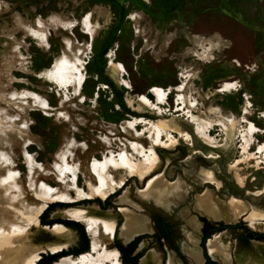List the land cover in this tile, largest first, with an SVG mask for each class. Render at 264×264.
I'll list each match as a JSON object with an SVG mask.
<instances>
[{
  "label": "rangeland",
  "instance_id": "1",
  "mask_svg": "<svg viewBox=\"0 0 264 264\" xmlns=\"http://www.w3.org/2000/svg\"><path fill=\"white\" fill-rule=\"evenodd\" d=\"M86 14L92 15L97 22L94 28L98 27L88 48L89 38L77 24ZM130 15L135 19L129 18ZM69 23H76L72 35L65 28ZM38 30L47 33L44 45L33 36ZM67 35L74 40V51L77 47L84 51L82 56L87 62L82 96L73 86L61 87L43 75L53 68L58 58L72 56L63 43ZM108 51L116 62L124 65L128 87L117 84L109 73ZM73 62L83 61L73 59ZM181 71L190 78L185 96L194 104L191 109L195 118L188 111L173 110L178 99L175 92L169 94L162 110L153 105L154 96L147 94L151 86L167 89L178 84ZM225 81L234 82L240 88L230 93L217 92ZM99 84L102 88L98 92ZM142 94L147 96L144 101L138 99ZM244 97L251 103L247 122L242 119ZM172 118L183 120L186 129L159 124ZM251 123L256 125L258 133L249 139L251 144L245 152L242 146L247 137L243 135ZM229 138L234 148L224 163L237 165L243 184L226 172L219 174V184L212 180L199 185L183 176L181 159L201 153L198 143L214 148L203 152L204 156L216 157L219 153L215 149ZM262 142L264 0H0V176L15 184L9 195L13 201L0 189V228L15 223L28 235L36 227V221L41 222L44 211L39 214L40 210H49L48 221L54 222L57 218L72 221L62 220L66 219L67 211L95 203L117 215L115 233L114 229L111 236L104 233L95 237L100 251L112 253L117 242L127 245L119 236L125 217L116 201L124 189L127 186L145 188L148 178L155 173L166 176L169 181L182 177L193 189L184 203L172 211L150 200L135 199L143 208L141 212L149 217L153 230L139 235L134 253L138 250L143 256L153 249L165 259L173 252L182 264H195L180 247L184 221L177 214L186 206L202 225L203 218L229 226L241 222L252 231L264 233V215H256L250 209L236 218L214 220L193 208L195 194H202L206 189H212L224 203L237 195L245 198L262 192L264 156L256 152L257 144ZM119 155L134 164L140 162L142 169L150 170L139 178L108 165L100 184L93 164ZM99 190L104 194H99ZM84 197L92 199L73 205L56 201L74 202ZM128 207L133 210V206ZM6 208L12 212L5 214ZM155 215L171 224L172 243L155 237L152 220ZM80 221L87 230V221ZM86 233L90 246L92 236ZM218 233L230 245L233 256L238 253L243 256L248 251L254 256L253 264H264V239L259 240L255 250L251 244L254 238L241 241L245 235L241 227H228ZM76 234L77 241L70 249L79 244L77 231ZM201 237L202 226L200 241ZM206 254L214 264H222L207 249ZM117 258L121 264L120 253ZM233 261L232 264H237L235 258ZM138 264H141L140 258Z\"/></svg>",
  "mask_w": 264,
  "mask_h": 264
},
{
  "label": "bare ground",
  "instance_id": "2",
  "mask_svg": "<svg viewBox=\"0 0 264 264\" xmlns=\"http://www.w3.org/2000/svg\"><path fill=\"white\" fill-rule=\"evenodd\" d=\"M89 17H90L89 14L85 15L84 24H85V27L89 30L91 37H93L94 25L90 23L91 21L89 20ZM134 17L135 16H133V18ZM74 25L76 24L69 23L68 26H65V28L66 27L72 28L74 27ZM33 36L42 45L47 43V33L45 32V30L34 31ZM70 52L72 56H68L66 54V56L62 58H58L55 61L53 68L48 71H44L43 74L44 76H49L51 82L57 85H60L61 87L62 86L63 87L73 86V89L75 90V92L76 93L80 92V95H81L83 85L86 81V75L83 71L85 68L84 65L86 64V61L84 60L85 58H83L82 55L79 53L80 51L76 52L71 48ZM110 56L111 58H113L112 57L113 55L111 54V52H110ZM73 59L76 61H83V62L77 64L78 62H73ZM120 69L122 71L124 70L122 64H117L116 61H112V60L110 61V66L108 68L109 73L113 76V78L119 81V83L118 82L117 83L120 84V86L125 85L126 87H128L129 85L128 82L123 81L124 78H121L122 76L120 77ZM101 88H102L101 85H98V88H97L98 92H99V89ZM154 91L158 93V100L160 102L161 101L163 102L162 92H160L158 88H154ZM146 98H147L146 95H141V97L138 99L139 100L141 99L144 101ZM186 98L187 97L184 94L178 96V99H181L182 105L186 104V101H185ZM159 101L155 102V104L153 105L159 110H162L161 106L158 105L160 103ZM192 105H193V102L190 101V106ZM177 107L178 106H176L175 108L177 109ZM187 108H189V106H187ZM183 111H188V109L184 107ZM188 112L191 113L192 118H195L194 115L192 114V111H188ZM245 113H248L246 109H245ZM246 120L247 119L244 117L243 121H246ZM128 123L132 124V120H128ZM147 123H149V121ZM159 124L162 126H168V127L176 126L175 128L179 127L178 129L180 128L186 129L185 122L183 120H180L179 118H172L167 122H160ZM151 128L152 127H150V129ZM254 132H258V131L256 129V125L251 123L249 128L245 130L244 135H243V136H246L247 138H245L246 141L244 142L242 146L243 148L242 151L248 152L247 149L249 145L251 144L249 139H252V137L254 136L253 134ZM156 139H157V136H156ZM198 146L201 149V153L200 152L196 153L194 156L190 158L186 157V158L181 159L182 168L184 171L183 176H185V178H190L192 182H196L199 185H203L204 183H212L211 182L212 180H216L219 184L220 183L218 179L219 174L222 172H226L229 176L234 177L235 180L239 182L240 184L244 183L240 178L237 165L227 166L224 163L225 159L229 157V155L232 153L233 148H234L232 138H229L222 147L215 149L219 153V155L216 157L204 156L202 154L203 152L207 153L211 150H214L213 147L208 146L203 143L201 144L198 143ZM256 152L261 153V155L264 156V142L257 144ZM144 156L146 157V155ZM142 158L143 157H141V159ZM69 160L71 159L69 158ZM139 163L134 164L124 155H119V157L116 159L112 157H107L103 161L94 163L93 170L97 174L100 184L101 182L104 181L103 175H104L105 170L108 168V165H114L115 167H119L123 169L124 172L126 173L136 175L139 178H143L150 169H142ZM165 177L162 174H159V175L157 173L152 174L150 178H148L149 180L147 181V185L145 188L138 187V186H134L133 188V186H127L124 189L123 194H120V196L116 199V201L119 203V211H121V213L125 217V221L120 225V228H119V236L124 240V244L127 243L133 237H136L138 235H143L145 233H151V231L153 230L149 217L141 212L143 208L138 203V201H135V199H139L143 201L150 200L154 204L166 210L172 211L175 206L183 204L184 201L188 198L190 191H192L193 189V185L188 183L182 177L177 178L175 181H169ZM30 180L29 182L32 184V181ZM14 187H15V184L14 182H12V180L10 181L4 178L2 179L0 176V189L3 190L5 195L9 196ZM34 188H35L34 190L36 191V187ZM133 189H135L134 196H133ZM105 191H108V190H105ZM97 192L101 195L104 194V191L102 190H99ZM55 196L54 198H56ZM8 198L11 201H13V199L10 196ZM128 206H133V210L132 209L130 210V207ZM193 208L195 210L203 212L206 215H209L214 220H223V219L228 220V219H231L232 217L236 218L238 214L246 211L247 209H250L256 215H264V189L259 194L258 193L250 194L249 196L245 198H243V196L237 195V197L235 196V198L230 199L229 202L227 203L220 201L212 189H206L202 194H195ZM6 209L7 210L5 211V214L12 212L10 209L8 208ZM134 209L136 211H139V213L136 214ZM43 210H40L39 214H41ZM189 211H190L189 207L186 206L184 207V209H182L177 214L178 217L184 221V224L181 226V233L184 239L180 247H181L182 252L187 256L189 261L195 264H203L205 262V257L202 251V247L200 245V234H201L202 222L196 217V215L190 214ZM65 217L66 219L87 221V224H86L87 231L92 236V239L90 242V249L77 256L71 257L70 255H68V256L59 258L58 260L54 261L53 264H120V261L117 258V255H119V251L117 249H114L112 253H109L106 250L100 251L98 249V243L95 241V237L101 234H104V233L106 235L111 236L113 230L115 229V225L117 224V215L110 208L103 209L99 207L97 204L91 203L88 205H82L81 207L72 208L71 210L66 212ZM1 221L4 222L3 220ZM8 223L9 221L7 222L6 225H8ZM14 224L15 223L9 224L8 228H0V264H35L38 258L41 257V253L49 252V251H50L49 253H52L58 250H62L63 248L67 249L68 247L73 245L77 241V238H78L75 230L64 225L65 223L64 224L55 223L52 225H44L41 222H39V220H37L36 227L33 228L28 235L25 232L23 234L20 228L18 226H15ZM24 235L26 236V238H24ZM260 242L261 241L259 240L251 239V244L255 250L258 249ZM41 243H43V245ZM206 249L210 254L216 255L222 264H232V262H234L233 261L234 258L237 264H253L255 260L251 252H248V251H245L243 256L239 255V253L233 256L232 254L233 252L231 251L230 245L228 243L227 244L224 243L221 233H218V234L214 233L211 237H209L206 240ZM140 263L141 264H182L175 253L171 252L167 258L163 259L160 253L153 249H149L146 251V253H144V255L140 258Z\"/></svg>",
  "mask_w": 264,
  "mask_h": 264
},
{
  "label": "trees",
  "instance_id": "3",
  "mask_svg": "<svg viewBox=\"0 0 264 264\" xmlns=\"http://www.w3.org/2000/svg\"><path fill=\"white\" fill-rule=\"evenodd\" d=\"M44 211V212H43ZM42 215H41V223L44 225H52L55 223H65L64 225L66 226H71L73 227V230H76L78 235H79V244L76 247H68L67 249L63 248L62 250H58L52 253H41V257L38 258L35 264H50L52 261H56L59 258H62L64 256L68 255H79L81 253H84L90 249L89 246V237L87 235V230H85V225L80 223L81 221H61L60 219H56L54 222L53 221H48L47 215L49 210H43ZM62 220H67V219H62ZM152 220L154 222V235L158 240L162 241H168L169 243H172L173 238H172V226L169 223V221L160 216V215H155L152 217ZM203 225H202V237L200 244H202V251L205 257V262L204 264H214V261H212L209 256L206 254V240L211 237L214 233L223 231L224 229L228 227H241L245 230V235L241 237L242 242H247L248 239L254 238L258 240H263L264 239V233H258L255 231H252L244 223H235L232 226L226 225L222 223L221 221L218 222H210L209 220L203 218ZM243 225V227H242ZM75 231V232H76ZM139 237L135 238L133 241L128 243L127 245L123 246L119 242L116 243V249L119 251L120 256H121V264H138L139 258H141V253L135 252L136 245L138 243ZM70 249V250H69ZM50 252V251H49ZM79 253V254H78ZM211 257V256H210Z\"/></svg>",
  "mask_w": 264,
  "mask_h": 264
},
{
  "label": "crops",
  "instance_id": "4",
  "mask_svg": "<svg viewBox=\"0 0 264 264\" xmlns=\"http://www.w3.org/2000/svg\"><path fill=\"white\" fill-rule=\"evenodd\" d=\"M129 18H131V19H135V17L133 18V15H130L129 16ZM84 19H85V16H83L80 20H78L77 21V24H79V25H81V31H82V33H84L85 35H87L88 36V38H89V41L86 43L87 44V48L89 47V44L91 43V40L93 39V37L95 36V34H96V32H97V29H98V27H95L94 28V31H93V37H91V34H90V32H89V30L85 27V24H84ZM89 20L91 21L90 23H92V25H95L97 22H95V21H93V19H92V15H90V17H89ZM76 24V23H75ZM99 25V24H98ZM65 26H68V24H66ZM70 27H66V30H68V32H69V34L70 35H72L73 34V27L72 28H70ZM88 30V31H87ZM138 32V31H137ZM90 34V35H89ZM70 35H67V36H64V38H63V43H64V47L66 48V50L67 51H71V48L74 50V40H73V38L70 36ZM91 39V40H90ZM76 52L77 51H80L79 53L81 54V55H83L84 54V51L80 48V47H77L76 48V50H75ZM110 51V50H109ZM109 51H108V54H107V56H108V58H109V60H108V68H109V66H110V61L112 60V61H115V59L114 58H111V56H110V53H109ZM113 51V50H112ZM83 58H84V56H82ZM117 64H121L120 62L118 63V62H116ZM86 64H87V62H86ZM123 65V64H122ZM85 69H86V67L84 68V73H85V75H86V72H85ZM118 69H119V67H118ZM123 71L120 69V77L121 78H124L123 79V81H126V82H128L127 81V79L124 77L125 76V74L127 73V71H126V69H125V67H124V65H123ZM185 75H184V74ZM44 75V74H43ZM188 74H186L185 72H180L179 74H178V77H179V80H180V83H178L177 85H174V86H169L167 89H165V88H162V87H158V86H151L150 88H149V90H148V92H147V94H152L153 96H154V99H153V101H155V102H158L159 100H158V93H156V91H154L153 89L154 88H159L160 90H161V92H162V94H163V102L161 103L160 101V103L158 104L159 106H162V108H163V106H164V104H165V102L167 103V101H165V100H167L168 99V96H169V94L171 93V92H175V95L176 96H179V95H185V93H186V87H187V85H188V82H189V79L190 78H188ZM86 80H87V75H86ZM114 80H115V82L117 83H119V81L118 80H116L115 78H114ZM86 82V81H85ZM183 84H182V83ZM117 83V84H118ZM100 85V84H99ZM226 86V87H225ZM122 87H126L125 85H122ZM168 89H169V91H168ZM82 90H83V88H82ZM100 90V89H99ZM231 90H237L236 88H235V83L233 82H229V81H225V82H223L220 86H219V88L217 89V92H222V93H225V92H227V93H230L231 92ZM164 91V92H163ZM168 92V93H167ZM182 92V93H181ZM142 95H146V94H142ZM178 100V101H177ZM186 104H184V105H182V103H181V99H176L175 100V107L176 106H178L177 107V109L174 107V111H183V108L184 107H186V109H188V111H193L191 108L192 107H194V104L192 105V106H190V101H192L191 99H188V98H186ZM178 103V104H177ZM187 106H189V108H187ZM248 106H251V103H250V101L249 100H246V105L242 108L243 109V115H242V119L245 117L246 119H247V117H246V114H248V113H245V109H246V111H249L248 110ZM245 108V109H244ZM258 132H254L253 134L254 135H256ZM52 252V251H51Z\"/></svg>",
  "mask_w": 264,
  "mask_h": 264
},
{
  "label": "built area",
  "instance_id": "5",
  "mask_svg": "<svg viewBox=\"0 0 264 264\" xmlns=\"http://www.w3.org/2000/svg\"><path fill=\"white\" fill-rule=\"evenodd\" d=\"M207 52V51H206ZM235 88H240V85H238V86H236ZM245 96V95H244ZM245 98V100H247L248 99V97H244ZM250 107V106H249Z\"/></svg>",
  "mask_w": 264,
  "mask_h": 264
},
{
  "label": "water",
  "instance_id": "6",
  "mask_svg": "<svg viewBox=\"0 0 264 264\" xmlns=\"http://www.w3.org/2000/svg\"><path fill=\"white\" fill-rule=\"evenodd\" d=\"M208 220V219H207ZM135 237H133L132 239H130L126 244L130 243L131 241L134 240ZM138 251V250H137Z\"/></svg>",
  "mask_w": 264,
  "mask_h": 264
},
{
  "label": "flooded vegetation",
  "instance_id": "7",
  "mask_svg": "<svg viewBox=\"0 0 264 264\" xmlns=\"http://www.w3.org/2000/svg\"><path fill=\"white\" fill-rule=\"evenodd\" d=\"M137 237H140V236L138 235V236H136L135 238H137ZM135 238H134V239H135ZM201 247H202V246H201ZM136 252H138V251H136Z\"/></svg>",
  "mask_w": 264,
  "mask_h": 264
}]
</instances>
